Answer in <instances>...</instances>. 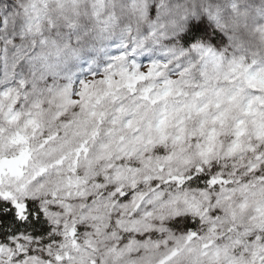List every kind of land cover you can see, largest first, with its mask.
<instances>
[{
  "label": "snow or ice",
  "instance_id": "6c2138e0",
  "mask_svg": "<svg viewBox=\"0 0 264 264\" xmlns=\"http://www.w3.org/2000/svg\"><path fill=\"white\" fill-rule=\"evenodd\" d=\"M0 264H264V0H0Z\"/></svg>",
  "mask_w": 264,
  "mask_h": 264
}]
</instances>
